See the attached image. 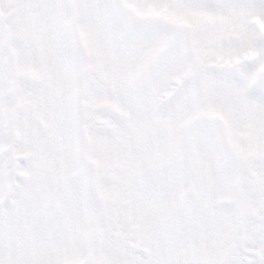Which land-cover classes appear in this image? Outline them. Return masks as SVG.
Wrapping results in <instances>:
<instances>
[{
	"label": "snow or ice",
	"instance_id": "snow-or-ice-1",
	"mask_svg": "<svg viewBox=\"0 0 264 264\" xmlns=\"http://www.w3.org/2000/svg\"><path fill=\"white\" fill-rule=\"evenodd\" d=\"M0 264H264V0H0Z\"/></svg>",
	"mask_w": 264,
	"mask_h": 264
}]
</instances>
